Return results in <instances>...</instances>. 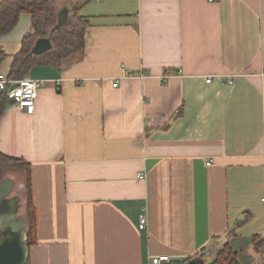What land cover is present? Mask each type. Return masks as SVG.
Wrapping results in <instances>:
<instances>
[{"label":"crops","instance_id":"0c3cea01","mask_svg":"<svg viewBox=\"0 0 264 264\" xmlns=\"http://www.w3.org/2000/svg\"><path fill=\"white\" fill-rule=\"evenodd\" d=\"M79 15L84 50L33 67L34 112L9 101L0 118V153L30 165L27 264H209L226 241L237 264L243 247L264 264V0H96ZM30 29L21 14L0 36V74Z\"/></svg>","mask_w":264,"mask_h":264},{"label":"trees","instance_id":"16d2710c","mask_svg":"<svg viewBox=\"0 0 264 264\" xmlns=\"http://www.w3.org/2000/svg\"><path fill=\"white\" fill-rule=\"evenodd\" d=\"M96 0H75L69 4H61V0H5L0 2V36L11 32L21 14H28L31 18V29L21 40L20 50L13 56L10 70L6 75L11 80L27 77L35 66H52L61 69L64 62L82 52L85 47V36L90 23L86 17L79 15V10ZM66 9L64 24L56 29L59 12ZM48 39L51 48L35 54L32 49L38 39ZM3 55H0V61ZM6 91H0V118L8 104ZM8 173L21 176L24 184V216L27 223V245L31 244L34 230V206L30 195V165L16 158L0 153V182ZM255 243V240L253 241ZM214 250L210 264H237L236 254L232 251L228 241L215 249L213 244L208 246ZM193 257L181 263L185 264ZM27 264V263H26Z\"/></svg>","mask_w":264,"mask_h":264},{"label":"water","instance_id":"95a60500","mask_svg":"<svg viewBox=\"0 0 264 264\" xmlns=\"http://www.w3.org/2000/svg\"><path fill=\"white\" fill-rule=\"evenodd\" d=\"M66 19V9L59 12L56 29L61 27ZM51 48L48 39H38L33 46V53L42 54ZM13 182L3 179L0 182V264H26L28 260V245L24 213L20 214L21 198L12 195ZM24 188L19 186L18 189ZM185 264H207L201 257L193 258Z\"/></svg>","mask_w":264,"mask_h":264},{"label":"built area","instance_id":"2783aa9c","mask_svg":"<svg viewBox=\"0 0 264 264\" xmlns=\"http://www.w3.org/2000/svg\"><path fill=\"white\" fill-rule=\"evenodd\" d=\"M143 76H141L142 78ZM133 78V74L125 72L123 79ZM168 76L163 77V80ZM211 79L206 80L210 83ZM228 84L232 83V80L227 81ZM43 85V82L24 77L19 80H11L6 75L0 74V91H6L7 100L15 104L20 110L25 111L27 114L34 112V104L38 95V91ZM117 84H113L116 87ZM138 179H144L143 174H137ZM146 226V217L141 216L139 221V229H144ZM150 264H170V258L166 255L152 257Z\"/></svg>","mask_w":264,"mask_h":264},{"label":"rangeland","instance_id":"374dc122","mask_svg":"<svg viewBox=\"0 0 264 264\" xmlns=\"http://www.w3.org/2000/svg\"><path fill=\"white\" fill-rule=\"evenodd\" d=\"M72 1H75V0H61V4L63 5V4H69V2H72ZM4 179H9V180H12V182H13V187H12V192H11V194L12 195H15V194H17V195H19L20 193L22 194V195H24V188H22V189H20L19 191H17V187H18V185H20L21 184V182H22V179H21V177H20V175H18V174H14V173H8L6 176H5V178ZM22 190H23V193H22ZM24 199H25V197H24ZM22 213H24V206H22L21 207V209H20V214H22ZM211 252H212V255H210V263H211V261H212V257H213V253H214V250H210ZM240 251H242L241 252V257L239 258V264H246V262L248 261V257H247V252H246V248L245 247H243V249L242 250H240ZM209 263V264H210Z\"/></svg>","mask_w":264,"mask_h":264}]
</instances>
